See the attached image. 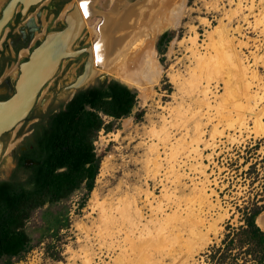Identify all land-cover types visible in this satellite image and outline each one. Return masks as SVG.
I'll return each mask as SVG.
<instances>
[{"label": "rangeland", "instance_id": "rangeland-1", "mask_svg": "<svg viewBox=\"0 0 264 264\" xmlns=\"http://www.w3.org/2000/svg\"><path fill=\"white\" fill-rule=\"evenodd\" d=\"M79 1L83 0H41L34 4L26 15L18 16L15 20H12L9 28H5L0 38V49L3 42H5V52H10L12 56L10 62L4 66L0 83L3 77L9 75L10 69L15 65L17 66L23 58L22 56L25 54L23 51H27L36 45L46 32L64 28L65 17L61 18V15ZM87 1L93 4L95 12L85 18L87 23H82L83 25L71 46V49L84 50L75 57L64 59L53 76L44 85L31 113L33 120H36V117L49 107L57 109L59 105L67 102L76 92V90L68 88V85L82 72L85 61L90 55V51L87 52V50L96 44L99 46V51H101L104 21L113 7L118 8L126 3L133 4L141 0ZM6 2L7 0L1 1L0 10ZM19 6H17V10ZM249 6L252 8L250 9ZM233 10L236 12H233ZM182 11L180 23L177 27L162 28L154 37L150 38L153 39L152 45L162 72L156 84L154 83L153 87L150 88L147 97L143 100V97L138 95L139 90L128 85L136 93V104L131 113L118 119L103 116L104 122L110 124V129L108 131L105 129L99 130L93 141L94 150L100 157L93 188L88 193L84 188L77 189L67 198L52 204L46 203L33 211L24 226L25 231L31 238L30 249L20 257L5 258L0 264H83L80 258L76 256L72 258L75 251L80 253L82 246L89 243L93 244V242L95 251H99L96 237H93L94 240H88L85 238V233L78 228V225L81 224L90 226V223L96 217V212L90 208V205H92V192L97 190L101 195L107 193L108 189L113 188L120 180L125 179L124 174L127 171L134 169L132 166H126L124 162L128 159L142 157L140 154L142 155L144 151L143 145L145 146L146 143L150 142L145 132L152 124L159 125L161 113L167 115L161 109L163 105L175 104L173 97L177 89L169 77L174 72L184 73V67L186 65L190 66V47L192 44L189 40L190 37L197 36L199 51L206 54V56H213L214 49L212 50V46H216L218 42H223L228 52L230 51L235 56L233 59L234 64L226 62L224 54L221 55L222 57L220 56L221 58L219 57V61H224L225 68H229V73L233 72L231 75H234V78L237 77L235 82H238V85L236 88L238 87L239 90H237L240 94L237 101L245 105V108L252 105V107H255L253 108L255 111H259L264 105V98L256 106L252 100L255 92L264 97V15H262V13L264 14V0H185ZM214 31H218L219 35L215 34V37L211 40L207 38L208 32L210 34ZM164 32H167V40L157 47L158 40ZM38 33L40 36H38ZM17 46L22 48L18 56L13 54V49ZM96 64H92L94 67L91 65L93 71L90 74L91 77L87 80L86 86L88 87L104 79L115 78L102 71L100 63ZM234 70L237 71L238 75ZM251 72L256 74L259 79L252 80V77L250 78ZM217 76L218 82H214L216 78L211 80V87L215 94L210 97L213 105L217 102L227 103L229 100L225 86L226 73ZM11 79L13 80L12 77ZM250 80L253 83L247 88L246 83ZM224 94L225 96H223ZM226 109L231 111V115L232 111L234 114L232 105H227ZM248 109L249 107L241 113H245L244 117L246 119L244 121H248L245 124L250 129H244L245 124L238 127L239 130L237 128L234 130V126L227 127L223 124L220 129H223L224 135L214 140L216 146L213 149L210 147L204 148L203 142L200 144V147L204 148L203 155L201 158H197L198 160L192 159L191 162L195 163L197 161L201 162V165L204 164L207 179L198 171L191 172L188 171V168L185 169L189 173V177L194 178L196 182L209 179L205 182L207 193L213 190L215 194L211 196V199L215 200L217 196L216 199L219 200L221 206L212 210V215L214 216L216 212L223 213L225 211L226 215L218 224L219 229L215 234L216 236L211 234L209 241L201 249L194 251L191 257L187 258L184 250L179 252L178 247H176L174 257H165L161 253L159 256L158 252L165 247L161 241L153 242L152 240L147 242L149 244L145 246L147 243L140 242V240L138 242L137 239L134 242V250L131 251L130 245L119 239L115 242L118 245L121 242L119 247L108 249V246L107 249L102 248L103 252L98 253L102 256H96L91 264H118L119 260L127 261V264H139L138 260H141V257L142 260L146 261L147 255L145 256V252L151 245L148 251L154 252L153 255L151 254L148 257L147 261L160 259L162 263L157 264H213L209 262L206 255L211 246L220 245L226 231V225L238 226L242 224L241 210L244 207L249 208L254 204L264 206V137L252 131V121L247 120L251 114L250 109L249 112ZM211 113H213L212 110ZM202 120L206 121L204 117ZM262 121H264V118ZM215 122L216 120L213 119L212 123ZM20 126L21 123L10 132L6 146L0 156V179H8L11 174L13 162L8 151L16 142L12 139ZM210 128L211 123H208L203 137V141L207 143L212 141L209 135ZM179 135L180 132L177 131L175 137ZM163 156L164 154H162ZM189 177L183 179L189 188L185 189L186 193L192 187V181ZM160 189L161 187H158L155 190L156 195H160ZM183 203H181V211L184 207ZM147 212L149 211L146 209ZM166 212H170V209ZM145 215L148 217L147 214ZM92 233H90V237L93 236ZM149 262L148 264H150Z\"/></svg>", "mask_w": 264, "mask_h": 264}, {"label": "bare ground", "instance_id": "bare-ground-1", "mask_svg": "<svg viewBox=\"0 0 264 264\" xmlns=\"http://www.w3.org/2000/svg\"><path fill=\"white\" fill-rule=\"evenodd\" d=\"M184 1L141 0L133 4L126 3L118 8L113 7L104 21L101 51L96 44L89 49L90 55L87 57L89 60L84 81L91 77L90 74L93 71L91 65L100 63L102 71L129 86L137 88L139 90L138 95L142 96L144 100L162 72L152 45L153 39L150 38L154 37L162 28H174L179 25ZM73 6V12L66 15V20L69 29L75 33L81 29L82 23H87L85 18L95 11L93 4L87 0L79 1ZM233 12L236 11L233 10ZM262 15L264 14L262 13ZM215 34L219 35L218 31L210 32V34L208 32L207 38L211 40ZM38 36H40L39 33ZM189 40L192 43L191 47L189 46L190 66L184 67V73L174 72L169 77L177 89L173 97L175 104L163 105L161 109L167 115L161 113L159 125L152 124L145 132L150 142L146 143L145 146L143 145L144 151L142 155L140 154L142 157L128 159L124 162L126 166H132L134 169L127 171L124 174L125 179L108 189L107 193L101 195L97 190L92 192L90 208L96 212V217L91 223L89 222L90 226L81 223V225H77L79 230L85 233L86 239L91 240L96 237L99 251H95L94 242L82 246L80 253L75 251L72 258L75 256L80 258L83 264H91L96 256L101 257L102 254L98 253L103 252L102 248L119 247L121 242L119 245L115 243L119 239L125 244H129L131 251L135 247L134 242L137 239L138 242L140 240L144 243L153 240V242L161 241L165 246L161 247L162 249L159 247L161 249L158 252L159 256L162 254L165 257H174V252L178 247L179 252L184 250L186 258L191 257L194 251L201 249L209 241L211 234L215 235L218 232V224L226 215L225 211L223 213L216 212L214 216L212 215V210L221 207L220 202L216 199L217 196L215 200L211 199V196L215 194L213 190L207 193L205 182L209 179L205 180L207 174H205L204 164L201 165V162L197 161L192 163L191 160L201 158L204 148L213 149L216 146L214 140L224 135L220 126L223 124L227 127L234 126L235 130L248 122L244 121L246 119L244 112L248 107L251 114L247 120L252 121V131L264 137V121H262L264 105L259 107V111H255V109L253 110L255 107L252 105L245 108V105L237 101L240 97L239 89L236 88L238 82H235L237 77L234 78V75H231L233 72L229 73V68H225L224 61H219V57L224 54L225 61L232 64L235 56L230 51L228 52L223 42H218L216 46H212V50L214 49L213 56H206L199 51L196 35L190 37ZM16 72L17 66L15 65L10 69L9 74L15 77ZM235 72L237 73V71ZM221 73H226L225 86L228 92L226 93L231 97L228 96L230 101L228 100L227 103L217 102L213 105L210 101L211 95L214 94L211 80L216 78L214 82H218L217 75ZM251 77L252 80L259 79L256 74H252ZM252 80L245 82L247 88L253 83ZM263 98L262 95L255 92L252 99L254 105H258V102ZM225 105H232L234 114L232 111L231 115V111L226 109ZM241 111L244 112L241 113ZM203 117L205 122L202 120ZM213 119L216 120L215 123H212ZM208 123H211L209 135L212 140L209 143L203 141ZM246 124L243 126L244 129H250ZM177 131L180 132V135L175 137ZM202 142L204 148L200 147ZM162 154H164L163 157ZM136 166L138 167L136 168ZM103 168L102 170H104ZM186 168L191 172L198 171L204 175L205 179L194 181V178L189 177ZM187 177L192 181V187L188 193L185 192L188 185L183 181ZM158 187H161L160 195L155 194ZM182 202H184V207L181 211ZM146 209L149 212L146 213ZM169 209L170 212H166ZM256 222L264 230V211L256 218ZM91 232H93L92 237H90ZM148 249L147 251L145 249L146 261L142 260L141 257V260H138L139 264H148L150 261H147L148 257L154 251L151 252ZM117 263L127 264V261L119 260ZM149 263L157 264L162 263V261L159 259Z\"/></svg>", "mask_w": 264, "mask_h": 264}, {"label": "trees", "instance_id": "trees-1", "mask_svg": "<svg viewBox=\"0 0 264 264\" xmlns=\"http://www.w3.org/2000/svg\"><path fill=\"white\" fill-rule=\"evenodd\" d=\"M161 34L157 47L166 41ZM136 93L118 79H104L76 90L57 110L44 113L33 125L26 146L32 145L33 162L26 176L0 180V262L20 257L31 247L25 223L33 211L67 198L73 191L94 186L100 157L93 141L99 130L110 129L103 116L118 119L131 113ZM264 206L254 204L241 210L243 223L226 225L219 246L207 253L213 264H264V230L257 215Z\"/></svg>", "mask_w": 264, "mask_h": 264}, {"label": "water", "instance_id": "water-1", "mask_svg": "<svg viewBox=\"0 0 264 264\" xmlns=\"http://www.w3.org/2000/svg\"><path fill=\"white\" fill-rule=\"evenodd\" d=\"M39 1L41 0H8L0 14V36L16 12L17 6L20 5L22 13L25 14ZM65 18L64 28L46 32L39 44L30 51L28 58L18 65L19 74L15 80L14 91L8 98L0 100V138L3 133L16 127L29 115L36 105L42 88L56 72L61 62L68 57L77 56L84 50L71 49L80 30L72 33ZM88 60L86 59L82 72L75 77L68 88L79 90L88 87L86 86L87 81H84ZM2 148L3 144L0 139V156Z\"/></svg>", "mask_w": 264, "mask_h": 264}, {"label": "flooded vegetation", "instance_id": "flooded-vegetation-1", "mask_svg": "<svg viewBox=\"0 0 264 264\" xmlns=\"http://www.w3.org/2000/svg\"><path fill=\"white\" fill-rule=\"evenodd\" d=\"M2 8H1V10H2ZM31 8H32V6L26 11L25 14H23L22 11H21V6H19V9L16 10V12L14 13L12 19L8 22V24L5 26V28H9V26L11 25L12 20H15L16 17H18V16L22 17V16L26 15L31 10ZM73 8H74V6L72 5L71 8H69L68 10H66L64 12L63 17H61V18L66 17V14L68 12H70V11L73 12ZM1 10H0V14H1ZM91 14H94V13H91ZM112 20H111V23H112ZM5 28H4V30H5ZM3 32H2V34H3ZM1 36H0V38H1ZM40 41L41 40H39L36 43V45L32 46L30 49L25 51V54H23V56H22L23 58L17 64V72H16V75H15V78L11 74L3 77V79H2V81L0 83V100H4V99L8 98L12 94V92L14 91L15 80H16L18 74H19V66L18 65L28 58V55H29L30 51L35 46H37ZM4 47H6V43L5 42H3V46L0 49V77L3 74L5 64H8L10 62V60L12 59L11 53L10 52H5V48ZM21 49L22 48L19 47V46L15 47V49H13V54L18 56ZM11 77L13 78V80L11 79ZM63 103L65 104L66 102H63ZM62 105L63 104L59 105L57 109H59V107L62 106ZM57 109L49 107L46 111H44L41 114H39L36 117V120H33L32 117H31V115H32L31 113L33 111V109H32V111L29 113V115L23 121H21V126L19 127V129L17 130L14 138L12 139L13 141H16V142H14V145L8 151V153L10 154V157L12 159V162H13V168L11 170V174H10L9 178L15 176V177H19V178L23 179L26 176V170L33 163L31 161V159H30V153H31L30 150L32 149V145H29L28 147L26 146L27 138L33 133V125H34L35 122L40 120L41 116L44 113H46L47 111H50V110L53 111V110H57ZM13 129H11L9 131H6L5 133H3L1 135L0 139H1L2 144H3L2 152H3V150H4L5 146H6V142H7L8 138H9V134H10V132ZM0 180H2V179H0Z\"/></svg>", "mask_w": 264, "mask_h": 264}, {"label": "crops", "instance_id": "crops-1", "mask_svg": "<svg viewBox=\"0 0 264 264\" xmlns=\"http://www.w3.org/2000/svg\"><path fill=\"white\" fill-rule=\"evenodd\" d=\"M259 226V225H258ZM260 227V226H259ZM261 228V227H260ZM262 229V228H261Z\"/></svg>", "mask_w": 264, "mask_h": 264}]
</instances>
